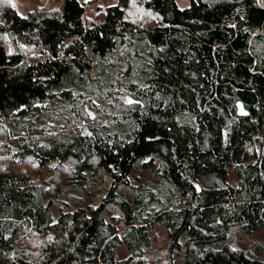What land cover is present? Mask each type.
<instances>
[{"label":"trees","instance_id":"trees-1","mask_svg":"<svg viewBox=\"0 0 264 264\" xmlns=\"http://www.w3.org/2000/svg\"><path fill=\"white\" fill-rule=\"evenodd\" d=\"M55 1L0 0V264H264V0Z\"/></svg>","mask_w":264,"mask_h":264},{"label":"rangeland","instance_id":"rangeland-1","mask_svg":"<svg viewBox=\"0 0 264 264\" xmlns=\"http://www.w3.org/2000/svg\"><path fill=\"white\" fill-rule=\"evenodd\" d=\"M159 0H151L148 4L150 7L152 6H160L158 3ZM18 5L21 7L20 9L24 11H31L32 9L36 8H48V9H58L60 8V1L56 2L55 0H16ZM86 8H87V17L91 18L95 15L97 9L104 8L108 5H112L115 3V0H85ZM137 4V3H135ZM202 3L200 0H175V7L179 12H184L186 10H190L191 8H196L201 6ZM133 16H139L142 20H147L149 18L156 17L150 12H146L143 8H137L134 6L132 13ZM154 16V17H153ZM55 52V51H54ZM26 64L23 63L17 68L18 75L21 77H25L24 69ZM38 96H42V94L38 91L31 92L27 91L25 87H22L19 91L12 93L5 91L0 86V107H6L8 105L16 104V103H23L26 105V110L29 108V100L31 98H35ZM126 100V99H125ZM7 114H11L10 111ZM153 171L150 169H145L140 167L138 172L135 175L134 183L136 185L140 184H155L156 178L152 175ZM93 190V188H89L88 191ZM96 195H99L98 192H94ZM264 240V231H262L258 235H254L252 237H245L243 238L242 242L240 243L242 246L247 247L254 241H262Z\"/></svg>","mask_w":264,"mask_h":264},{"label":"water","instance_id":"water-1","mask_svg":"<svg viewBox=\"0 0 264 264\" xmlns=\"http://www.w3.org/2000/svg\"><path fill=\"white\" fill-rule=\"evenodd\" d=\"M125 103L126 104H133V103H138V102L128 96L125 100ZM236 108H237L238 115H240V116H246L247 115L248 111L246 110V108L242 102H240V101L237 102Z\"/></svg>","mask_w":264,"mask_h":264}]
</instances>
